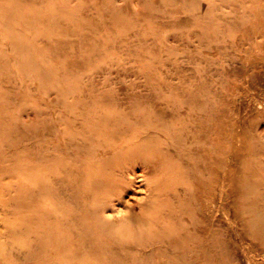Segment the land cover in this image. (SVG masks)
<instances>
[{"label": "rangeland", "instance_id": "1", "mask_svg": "<svg viewBox=\"0 0 264 264\" xmlns=\"http://www.w3.org/2000/svg\"><path fill=\"white\" fill-rule=\"evenodd\" d=\"M132 262L264 264V0H0V264Z\"/></svg>", "mask_w": 264, "mask_h": 264}, {"label": "bare ground", "instance_id": "2", "mask_svg": "<svg viewBox=\"0 0 264 264\" xmlns=\"http://www.w3.org/2000/svg\"><path fill=\"white\" fill-rule=\"evenodd\" d=\"M152 154V153H151ZM168 167V166H167ZM167 167H164V168H167ZM171 169V168H170ZM172 170V169H171ZM176 171V170H175ZM174 171V172H175ZM169 172V171H168ZM173 172V171H172ZM165 173V172H164ZM171 173V172H170ZM168 175V174H167ZM166 176V175H165ZM165 192V191H164ZM160 196V195H159ZM150 201V200H149ZM146 206H148V205H146ZM151 208V207H150ZM154 212V211H153ZM156 212V211H155ZM158 213V212H157ZM156 215V214H155ZM159 222H160V220H159ZM158 222V223H159ZM142 223V227H144L145 229H146V231L148 232V233H150V234H154V233H156L157 232V230H158V227H157V225H156V223H155V216L154 215H152V211L150 210V209H147V211H146V215H145V219H144V221H142L141 222ZM174 223V222H173ZM175 224V223H174ZM99 227L102 229V228H104L103 227V225L102 224H99ZM105 229V228H104ZM164 235H166V236H168L169 238H171L172 239V237H173V233H170V232H168V231H166V232H164ZM157 236V235H156ZM152 239V238H151ZM132 264H136V263H133L132 262Z\"/></svg>", "mask_w": 264, "mask_h": 264}]
</instances>
